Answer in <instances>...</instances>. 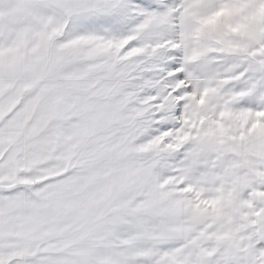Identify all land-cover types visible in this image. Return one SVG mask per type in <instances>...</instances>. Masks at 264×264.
<instances>
[{
  "label": "snow or ice",
  "instance_id": "obj_1",
  "mask_svg": "<svg viewBox=\"0 0 264 264\" xmlns=\"http://www.w3.org/2000/svg\"><path fill=\"white\" fill-rule=\"evenodd\" d=\"M0 264H264V0H0Z\"/></svg>",
  "mask_w": 264,
  "mask_h": 264
}]
</instances>
